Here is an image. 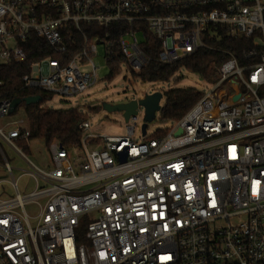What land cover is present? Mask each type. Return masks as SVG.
I'll return each instance as SVG.
<instances>
[{"label": "built area", "instance_id": "obj_1", "mask_svg": "<svg viewBox=\"0 0 264 264\" xmlns=\"http://www.w3.org/2000/svg\"><path fill=\"white\" fill-rule=\"evenodd\" d=\"M35 37L53 54L31 46ZM227 37L250 41L244 64L215 46ZM99 45L104 61L134 72L197 50L227 58L163 134L134 141L137 107L123 135L85 133L84 118L79 144L49 143L50 166L26 158L27 118L3 120L12 99L1 97L0 141L35 186L18 193L0 145L16 193L0 197V264H264V3L0 0V64L42 55L20 75L25 89L76 95L94 85Z\"/></svg>", "mask_w": 264, "mask_h": 264}, {"label": "rangeland", "instance_id": "obj_2", "mask_svg": "<svg viewBox=\"0 0 264 264\" xmlns=\"http://www.w3.org/2000/svg\"><path fill=\"white\" fill-rule=\"evenodd\" d=\"M264 3V0H261ZM91 61L97 67V81L94 85L84 89L76 95H62L58 93L51 94L50 99L46 102L48 107L64 109L69 106L76 107L81 112H85V119L90 128L85 133H93L95 135H123L126 131V123L123 118V111H108L102 107V103L115 104L117 102H127L132 99L143 98L148 93L158 91L162 93V98L159 105L164 103V90L167 88L192 87L204 93L208 92L215 81L202 80L198 74H194L188 70L180 68L172 78L167 81H143L136 76L134 71L129 70L125 63H120L114 73H110L111 66L103 59V47L99 45L97 53L92 56ZM88 69V66L82 67ZM35 70V68H34ZM175 78L178 80L176 81ZM222 91L229 93L230 90ZM95 107L96 110L90 108ZM23 103H19L14 113L6 116L3 120L16 121L26 118ZM138 120L135 123V128L132 138L134 141H141L143 138L153 136L159 129H164L169 126V121H160L158 112L155 117L146 123L147 129L145 135L141 132V123L145 110L138 105ZM2 150L4 151L6 160L13 167L11 175L16 179V187L18 193L26 194L35 186L34 179L24 173L29 169V165L20 156H17L13 150L0 141ZM26 158L41 166H50L49 151L47 144L40 138L31 139L28 141L27 148H24ZM4 158L0 154V197L16 195L15 189L10 183L11 177L9 171L1 164ZM24 209L29 214H33L36 209L31 204H26Z\"/></svg>", "mask_w": 264, "mask_h": 264}, {"label": "trees", "instance_id": "obj_3", "mask_svg": "<svg viewBox=\"0 0 264 264\" xmlns=\"http://www.w3.org/2000/svg\"><path fill=\"white\" fill-rule=\"evenodd\" d=\"M214 43V42H213ZM31 46H37L42 49V55L49 56L53 54L44 45V42L38 38H33L29 43ZM216 47L223 50L231 51L238 59L239 64H244L245 60L241 57V50L250 45V41L246 39L223 38L217 43ZM27 51V60L23 64H0V80L3 84L0 85V98L7 97L10 99L18 97H27L40 95V99L34 103L25 104L24 111L26 112L28 128H30V139L40 138L47 146L51 141L68 147L73 144H79L81 138V129L79 123L85 118V112H81L76 107L69 106L64 109L52 108L46 105L50 99L51 93L43 90H29L22 87L20 83V75L27 71L26 65L37 56ZM225 54H221L216 50H197L193 55L180 59L171 64H160L154 60L150 61L144 68L135 73L143 81H167L183 68L194 74H198L202 80L215 81L218 78L216 67L224 60ZM111 66L110 73H114L119 67V63H109ZM177 81L178 79L175 78ZM164 103L158 112L160 121H175L179 119L187 110L194 105L197 100L203 95V91H199L192 87L167 88L164 90ZM96 110L95 107L90 108ZM164 129H159L161 134ZM80 230H84L81 227ZM77 241L80 242L79 236Z\"/></svg>", "mask_w": 264, "mask_h": 264}, {"label": "water", "instance_id": "obj_4", "mask_svg": "<svg viewBox=\"0 0 264 264\" xmlns=\"http://www.w3.org/2000/svg\"><path fill=\"white\" fill-rule=\"evenodd\" d=\"M238 95H235L233 99H236ZM162 98V93L158 91H154L153 93H148L143 98L140 99H132L127 102H117L115 104H109V103H102V107L105 110L108 111H123V118L124 121H127L129 116L132 114H135L137 112L136 107L138 105L142 106L145 110L143 122L141 123V130L142 133H145V129L147 127L146 123L152 120L155 117V114L160 111V105L159 101ZM40 99V95H34V96H27V97H18L14 98L11 101L9 112L13 113L14 109L18 106L19 103L22 101L25 104L34 103V101H37ZM180 133V130L176 132V134Z\"/></svg>", "mask_w": 264, "mask_h": 264}]
</instances>
